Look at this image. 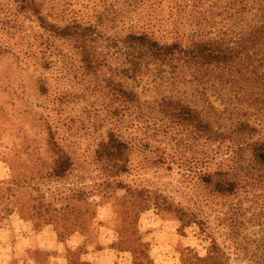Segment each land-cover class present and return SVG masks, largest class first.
I'll use <instances>...</instances> for the list:
<instances>
[{"label": "rangeland", "instance_id": "rangeland-1", "mask_svg": "<svg viewBox=\"0 0 264 264\" xmlns=\"http://www.w3.org/2000/svg\"><path fill=\"white\" fill-rule=\"evenodd\" d=\"M67 1L70 5L54 10L45 1L44 10L62 22L73 13L88 19L92 13L113 10L116 17L109 16L107 31L119 33L128 25L126 7L114 0ZM171 6L163 3V18L175 13ZM112 19L123 28L117 30ZM157 35L173 39L168 31ZM55 69L41 74L15 56L0 55V264H187L185 260L206 255L214 244L227 264H264V182L219 195L197 179L191 165L195 154L204 151L206 156L199 159L211 157L210 171L222 163L220 168L229 174L226 145L212 153L218 144L201 140L203 148L197 151L186 144L178 147L177 141L192 142L184 127L162 134L164 121L151 113L161 96L145 79L138 85L143 112L126 119L123 127L132 148L130 171L111 187L100 186L104 174L93 155L111 127L110 93L101 81L98 85L65 75V68ZM106 70L99 80L107 76ZM41 76L48 95L39 89ZM211 101L217 108L225 104L219 97ZM49 124L75 161L73 172L54 184L46 178L55 159L46 149ZM244 154L240 161L247 164L250 154ZM45 187L51 194L44 202L49 213L39 214L37 191ZM126 188L136 193L139 206H132ZM100 191L105 195H97ZM182 213L203 221L206 236L196 225L184 228Z\"/></svg>", "mask_w": 264, "mask_h": 264}, {"label": "trees", "instance_id": "trees-1", "mask_svg": "<svg viewBox=\"0 0 264 264\" xmlns=\"http://www.w3.org/2000/svg\"><path fill=\"white\" fill-rule=\"evenodd\" d=\"M45 1L53 10L71 2ZM45 1L0 0V55L15 56L25 67L41 74L61 67L69 77L74 74L105 84L110 93L111 127L93 155L104 174L100 186L111 187L130 171L132 148L123 127L126 119L143 112L138 85L145 79L161 96L153 102L151 113L164 121L162 134L184 127L192 142L177 141L180 148L188 145L198 151L201 140L218 144L212 153H217L221 145L227 146L232 162L229 174L220 168L222 163L217 171H210L211 157L199 159L200 154L206 156L204 151L195 154L191 165L199 181L224 196L255 181L264 182V0H114L113 4L126 7L124 12L129 18L124 28L112 19L117 30L123 28L115 34L107 31L109 16L116 17L113 10H106L105 15L92 13L88 19L73 13L69 21L62 22L50 18L44 10ZM165 1L171 2L175 10L168 19L161 15ZM173 15L177 18L171 21ZM28 23L36 27L29 25L28 29ZM167 31L173 36L171 41L158 37L157 33ZM104 69L107 76L99 80ZM46 84L42 77L39 89L48 95ZM218 97L225 103L223 108L211 101ZM47 128L46 149L55 159L46 178L54 184L73 172L75 161L56 130L50 124ZM244 153L250 154L247 164L240 161ZM10 188L8 185L7 192L12 191ZM100 193L104 192L97 195ZM134 195L126 188L125 196L137 207L140 203ZM37 196L41 205L37 213H49V205L44 209L45 200L51 197L47 187L37 191ZM182 215L179 221L184 228L196 225L206 236L203 221ZM185 262L227 264L216 244L206 255L197 254Z\"/></svg>", "mask_w": 264, "mask_h": 264}]
</instances>
